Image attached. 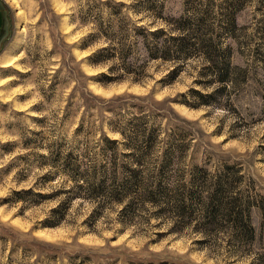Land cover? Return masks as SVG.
<instances>
[{
	"label": "rangeland",
	"instance_id": "374dc122",
	"mask_svg": "<svg viewBox=\"0 0 264 264\" xmlns=\"http://www.w3.org/2000/svg\"><path fill=\"white\" fill-rule=\"evenodd\" d=\"M204 1L134 0L136 6L128 12L140 26L155 22L159 27L162 22L154 15L163 4L164 18H171L193 14ZM210 1L215 12L222 9L217 27L226 26V3L239 7L236 27H228L233 39L221 40L222 49H233L229 71L234 84L210 98L211 104L188 108L182 102L200 100L188 94L192 89L206 95L220 87L209 71L207 76L206 62L192 58L171 78L166 75L172 65L150 63L142 84L101 87L98 76L106 69L86 60L98 46L81 50L91 30L77 21L84 0H0V264H69L68 258L78 255L89 256L93 264H264V0ZM144 2L153 10H144ZM82 93L105 100L149 96L153 128L161 132L140 167L141 177L149 180L160 149L189 145L179 164L185 172L198 167L193 176L201 189L210 181L200 170L211 176L219 171L232 183L233 193L249 199L254 241L235 240L226 221L207 235L202 222L158 217L151 206L99 210L76 200L52 217L51 210L65 202L73 186L61 177L45 179L48 169L41 165L49 152L51 162L57 154L62 157L57 172L69 156L88 172L106 166L108 156L117 157L118 164L134 161L125 157L120 136L110 131L115 116L105 108L113 105L87 109ZM164 110L167 120L161 117ZM105 138L119 143L111 145ZM135 147L138 157L144 151L139 142ZM31 188L60 195L40 204L32 195L14 196Z\"/></svg>",
	"mask_w": 264,
	"mask_h": 264
},
{
	"label": "trees",
	"instance_id": "16d2710c",
	"mask_svg": "<svg viewBox=\"0 0 264 264\" xmlns=\"http://www.w3.org/2000/svg\"><path fill=\"white\" fill-rule=\"evenodd\" d=\"M133 1L127 4L117 0H84V3L78 6L77 21L83 27L91 29L81 50L98 46L86 60L93 68L106 69V72L98 76V84L101 87L122 83L142 84L148 66L155 62L172 65V71L166 75V78H171L192 58L207 63V76L209 71V76L215 78L220 87L206 95L192 89L188 94H193L200 100H196L198 102L192 105L187 101L182 102L186 107L198 108L209 105L210 98L217 96L226 87L233 86L234 81L229 71L232 66L230 58L233 49L230 46L222 49L221 40L225 36L233 39L228 27L232 29L236 27L235 14L239 10L236 2L229 1L223 8L225 27H217V16L222 9L219 8L220 11L215 12L214 4L210 0L204 1L202 8L193 11V14L183 13L171 18H164L166 7L163 4L154 15L156 22H162L158 27L155 26V22L149 26H140L130 18L128 11L136 6ZM137 4L140 3L137 1ZM142 5L145 6L144 10H153L146 2ZM77 73L81 75L80 70H77ZM127 99H134L140 103L129 105ZM81 100L87 109L94 106L97 110L102 104L113 105L105 108L115 116L114 122L110 123V131L120 136L128 152L124 153L125 157L134 159L131 163L133 167L129 163L118 164L117 157L108 156L105 160L106 166L88 172L82 170L79 160L69 156L61 165L62 172H57L55 169L61 164L62 157L57 154L58 157L51 162L52 152H49L48 156L43 157L45 164L41 165L42 169H48L45 179L52 182L61 177L73 186L65 193L68 194L65 202L51 210L52 217H56L63 207L76 200L94 203L99 210L103 206H122V210L134 209L136 206L139 209L151 206L156 210L158 217L168 215L167 218L189 222L186 224L202 222L201 225L205 229L203 232L207 235L216 224L226 221L229 229L234 231L235 240L240 241L239 239L246 237L251 242L254 241L250 210L252 205L249 199L239 195L240 193H233L235 188L232 189V183L225 175H220L219 171L211 176L204 169L200 170L206 174L205 179L209 178L210 181L208 186L201 189L198 178L196 175L193 176L194 170H198V167H194L192 173L185 172L180 165L181 154L189 145L184 146L182 143L178 148L160 149V155L149 180L141 177L140 167L144 166V160L148 161L152 154L151 150L158 141L157 134L161 132L160 128H153L155 125L152 124L153 112L150 104L152 100L149 96L144 98L122 94L105 100L91 93H82ZM163 115L161 117L167 120L168 114L165 110ZM129 116H133L132 119L129 120ZM104 140L111 145L117 146L119 143V140L109 138ZM181 140L185 142V139ZM136 142L141 143L142 147L139 148L144 151L139 153L138 157H136L138 154H133L132 151L136 148ZM198 186L201 192H198ZM31 195L39 199L36 202L40 204L46 200H57L60 193L45 195L34 188L14 193V196L22 197ZM56 219L57 226L61 223L62 216ZM68 260L69 264L94 262L89 256L80 255L71 256Z\"/></svg>",
	"mask_w": 264,
	"mask_h": 264
}]
</instances>
